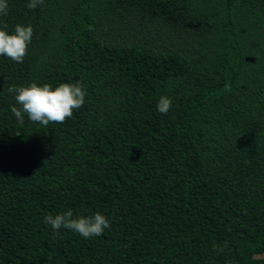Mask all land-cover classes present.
<instances>
[{
  "label": "trees",
  "instance_id": "16d2710c",
  "mask_svg": "<svg viewBox=\"0 0 264 264\" xmlns=\"http://www.w3.org/2000/svg\"><path fill=\"white\" fill-rule=\"evenodd\" d=\"M28 2L0 15L34 29L0 56V264H264V0ZM32 82L85 103L20 124ZM68 209L111 227L54 235Z\"/></svg>",
  "mask_w": 264,
  "mask_h": 264
},
{
  "label": "clouds",
  "instance_id": "9594fccd",
  "mask_svg": "<svg viewBox=\"0 0 264 264\" xmlns=\"http://www.w3.org/2000/svg\"><path fill=\"white\" fill-rule=\"evenodd\" d=\"M44 0H29L27 7L35 9L42 5ZM8 14V0H0V15ZM34 29L31 25L24 26L17 24L13 31H9L6 24L0 25V56H7L9 59L22 63L28 53V45L31 43ZM9 93H16V105L11 107L12 113L20 124L24 122V114L34 122L43 126L50 123H64L72 117L75 109L81 108L85 103L86 90L81 82L60 83L53 87L49 83L38 84L32 82L25 86H11L7 88ZM172 107L171 98L161 96L157 110L166 114ZM47 224L57 230L54 235H59L61 227L72 230L84 238L100 236L105 229H110V219L96 212L91 216L73 217V211L68 209L63 213L48 215L45 217ZM216 245H213L215 250ZM223 250L222 248L220 249Z\"/></svg>",
  "mask_w": 264,
  "mask_h": 264
}]
</instances>
